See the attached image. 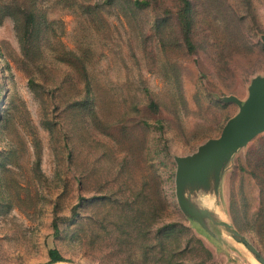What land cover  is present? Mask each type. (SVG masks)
<instances>
[{"label":"rangeland","instance_id":"obj_1","mask_svg":"<svg viewBox=\"0 0 264 264\" xmlns=\"http://www.w3.org/2000/svg\"><path fill=\"white\" fill-rule=\"evenodd\" d=\"M263 36L264 0H0V264H262L231 231L264 255V132L187 185L199 220L175 158L238 113Z\"/></svg>","mask_w":264,"mask_h":264},{"label":"water","instance_id":"obj_2","mask_svg":"<svg viewBox=\"0 0 264 264\" xmlns=\"http://www.w3.org/2000/svg\"><path fill=\"white\" fill-rule=\"evenodd\" d=\"M226 100L237 103L239 111L227 121L221 135L207 140L194 153L175 158L177 201L186 215L198 220L203 214L189 202L185 189L191 184L197 185L200 189H209L211 179L215 181L219 179V173L230 157L264 132V75L252 80L245 101L235 96ZM231 232L235 240L243 243L256 259L264 264V255L249 238L236 230Z\"/></svg>","mask_w":264,"mask_h":264},{"label":"trees","instance_id":"obj_3","mask_svg":"<svg viewBox=\"0 0 264 264\" xmlns=\"http://www.w3.org/2000/svg\"><path fill=\"white\" fill-rule=\"evenodd\" d=\"M0 117H1V108H0ZM49 254H50L52 263L63 261V257L61 256V254L59 253L57 249H51L49 251Z\"/></svg>","mask_w":264,"mask_h":264},{"label":"bare ground","instance_id":"obj_4","mask_svg":"<svg viewBox=\"0 0 264 264\" xmlns=\"http://www.w3.org/2000/svg\"><path fill=\"white\" fill-rule=\"evenodd\" d=\"M210 203H211V202H209V200L206 201V205L210 206ZM220 217H221V216H220Z\"/></svg>","mask_w":264,"mask_h":264}]
</instances>
